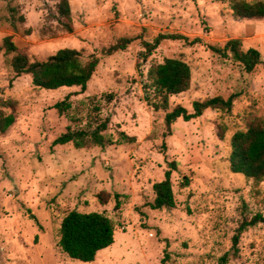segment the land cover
<instances>
[{"label": "rangeland", "instance_id": "rangeland-1", "mask_svg": "<svg viewBox=\"0 0 264 264\" xmlns=\"http://www.w3.org/2000/svg\"><path fill=\"white\" fill-rule=\"evenodd\" d=\"M232 1L67 0L68 32L62 0H0V115L14 119L0 133V264H264L261 224L232 248L242 219L264 215V180L254 184L229 168L231 136L252 120L264 124V19L235 18ZM161 34L182 38L147 53L145 44ZM5 38L31 62L72 48L98 64L83 92L39 89L29 75H16ZM122 38L131 43L107 55ZM230 39L260 53L253 72L212 50ZM167 58L191 70L189 90L169 98V111L192 112L194 101L215 96H233L232 110L177 119L167 132V111L145 101H154L150 67ZM66 96L70 107L60 115L54 105ZM104 119L111 146L53 144L68 127L92 130ZM120 132L134 141H121ZM172 162L175 206L154 210L152 186ZM99 195H108L106 205ZM72 210L101 212L115 225L112 245L93 262L71 260L58 247L61 220Z\"/></svg>", "mask_w": 264, "mask_h": 264}, {"label": "trees", "instance_id": "trees-1", "mask_svg": "<svg viewBox=\"0 0 264 264\" xmlns=\"http://www.w3.org/2000/svg\"><path fill=\"white\" fill-rule=\"evenodd\" d=\"M231 9L235 18L260 20L264 19V0L245 1L233 0ZM59 12L67 23L65 28L72 31L70 24V9L67 0H62ZM182 38L180 35H158L152 44L146 43L147 53L154 50L161 41L165 39ZM195 42H198L196 40ZM131 39H120L111 46L106 54L124 50ZM240 42L237 39L228 40L222 48L212 50L223 58L230 57L239 63L245 73H251L262 61L260 53L253 48L246 51L239 49ZM6 52L13 54L11 67L17 76L22 74L31 77L33 86L44 90H58L60 88L80 87L83 92L94 74L98 60L91 56L83 62L81 54L76 49L62 48L44 61H30L29 54L22 49H17L9 38L4 39ZM150 87L153 88V99L145 96V101L153 107L154 111H167L164 116V124L167 132L177 119L189 122L200 117L205 110H218L230 112L233 107L234 97L224 99L215 96L203 101L192 103V112H188L182 106H175L169 109V98L189 90L191 83V70L189 65L178 58H167L162 63L153 65L148 71ZM68 96L61 102L54 105L57 112L62 115L70 105L67 103ZM11 115L2 117L0 115V133L13 123ZM108 119L96 123L92 130H72L67 128L66 132L57 137L54 145L73 144L76 149L90 148L91 146L106 147L115 143L111 138L106 137L103 132L107 129ZM120 139L123 142H133L134 137H129L120 132ZM170 169L164 172L163 179L153 184V202L150 207L154 210L171 209L175 206L174 194L172 191L171 171L175 170V163L169 164ZM229 168L233 174H240L254 184L264 180V124L260 120H252L247 123L243 130L236 131L230 138ZM187 180L182 185H186ZM103 198L97 197L101 205L108 203V195ZM116 196L115 208L119 207ZM261 224L264 226V215L256 213L251 218H243L232 237V248L236 246L240 234L247 228ZM115 225L113 221L101 212L83 213L77 210L68 212L61 220L58 231V247L69 259L82 263L93 262L98 251L112 245L114 241ZM223 257V261H224Z\"/></svg>", "mask_w": 264, "mask_h": 264}, {"label": "crops", "instance_id": "crops-1", "mask_svg": "<svg viewBox=\"0 0 264 264\" xmlns=\"http://www.w3.org/2000/svg\"><path fill=\"white\" fill-rule=\"evenodd\" d=\"M99 252V251H98ZM96 257V256H95Z\"/></svg>", "mask_w": 264, "mask_h": 264}]
</instances>
